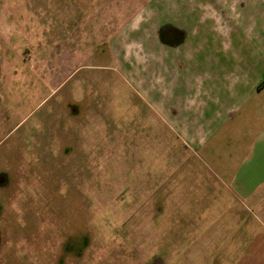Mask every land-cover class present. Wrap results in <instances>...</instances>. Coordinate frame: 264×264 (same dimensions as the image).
Listing matches in <instances>:
<instances>
[{
    "label": "rangeland",
    "instance_id": "rangeland-1",
    "mask_svg": "<svg viewBox=\"0 0 264 264\" xmlns=\"http://www.w3.org/2000/svg\"><path fill=\"white\" fill-rule=\"evenodd\" d=\"M262 72L264 0H0V264H197L220 169L171 124L201 85L206 121L250 110Z\"/></svg>",
    "mask_w": 264,
    "mask_h": 264
},
{
    "label": "crops",
    "instance_id": "crops-1",
    "mask_svg": "<svg viewBox=\"0 0 264 264\" xmlns=\"http://www.w3.org/2000/svg\"><path fill=\"white\" fill-rule=\"evenodd\" d=\"M186 41L187 36L180 44ZM229 76L236 80V75ZM251 84L256 100L250 110L224 107L216 111L219 118L206 121L207 100L217 101L210 97L218 86L208 85L203 91L201 85L187 105L179 108L199 112L204 120L199 130L189 133L188 122L181 123L182 129L171 124L178 139L188 148L207 151L220 169H203L214 179L205 180L210 187H201L200 207L204 210L199 219L197 264H264V73L257 74ZM203 93L210 97L202 101ZM231 112L237 116L233 122L228 120Z\"/></svg>",
    "mask_w": 264,
    "mask_h": 264
},
{
    "label": "flooded vegetation",
    "instance_id": "flooded-vegetation-1",
    "mask_svg": "<svg viewBox=\"0 0 264 264\" xmlns=\"http://www.w3.org/2000/svg\"><path fill=\"white\" fill-rule=\"evenodd\" d=\"M183 34L184 33H182L181 29L177 27L175 24L173 23L170 24L169 22H166L165 24L159 27L157 40L160 45L175 47L177 45H180L181 42H183V39H184ZM5 180H6V177L1 174L0 175V186L3 185L2 183ZM59 180H62V179H59ZM60 186H59V189H60Z\"/></svg>",
    "mask_w": 264,
    "mask_h": 264
},
{
    "label": "water",
    "instance_id": "water-1",
    "mask_svg": "<svg viewBox=\"0 0 264 264\" xmlns=\"http://www.w3.org/2000/svg\"><path fill=\"white\" fill-rule=\"evenodd\" d=\"M155 264H161V263H160V261L157 260V261L155 262Z\"/></svg>",
    "mask_w": 264,
    "mask_h": 264
}]
</instances>
